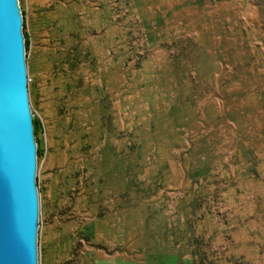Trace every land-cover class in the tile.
<instances>
[{
    "label": "rangeland",
    "instance_id": "rangeland-1",
    "mask_svg": "<svg viewBox=\"0 0 264 264\" xmlns=\"http://www.w3.org/2000/svg\"><path fill=\"white\" fill-rule=\"evenodd\" d=\"M18 6L37 264H264V0Z\"/></svg>",
    "mask_w": 264,
    "mask_h": 264
},
{
    "label": "water",
    "instance_id": "water-1",
    "mask_svg": "<svg viewBox=\"0 0 264 264\" xmlns=\"http://www.w3.org/2000/svg\"><path fill=\"white\" fill-rule=\"evenodd\" d=\"M18 0H0V264H37L36 141Z\"/></svg>",
    "mask_w": 264,
    "mask_h": 264
},
{
    "label": "trees",
    "instance_id": "trees-1",
    "mask_svg": "<svg viewBox=\"0 0 264 264\" xmlns=\"http://www.w3.org/2000/svg\"><path fill=\"white\" fill-rule=\"evenodd\" d=\"M33 126H34L33 133H34L35 141L38 143L39 142L38 134H39L40 129H39V124H38V122L35 119L33 121ZM36 151H37L36 153H37V158H38L39 156H41V151H40L39 147H38V149Z\"/></svg>",
    "mask_w": 264,
    "mask_h": 264
},
{
    "label": "built area",
    "instance_id": "built-area-1",
    "mask_svg": "<svg viewBox=\"0 0 264 264\" xmlns=\"http://www.w3.org/2000/svg\"><path fill=\"white\" fill-rule=\"evenodd\" d=\"M27 81H28V79H27Z\"/></svg>",
    "mask_w": 264,
    "mask_h": 264
}]
</instances>
